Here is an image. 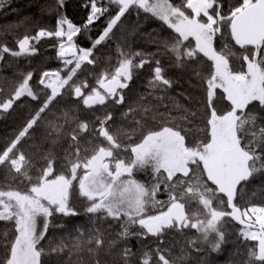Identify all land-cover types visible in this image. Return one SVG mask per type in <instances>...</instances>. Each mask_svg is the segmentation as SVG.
I'll return each mask as SVG.
<instances>
[{
    "label": "snow or ice",
    "instance_id": "1",
    "mask_svg": "<svg viewBox=\"0 0 264 264\" xmlns=\"http://www.w3.org/2000/svg\"><path fill=\"white\" fill-rule=\"evenodd\" d=\"M65 5L54 0V24L26 28L14 47L0 40V72L13 67L0 78V114L36 102L0 142V264H188L193 253L210 264L228 225L244 264H264V0H86L79 25ZM141 17L159 25L154 52L129 41ZM46 40L58 67L6 60L30 63ZM109 42L115 61L101 67ZM169 68L187 78L186 104L170 95L180 78Z\"/></svg>",
    "mask_w": 264,
    "mask_h": 264
},
{
    "label": "trees",
    "instance_id": "2",
    "mask_svg": "<svg viewBox=\"0 0 264 264\" xmlns=\"http://www.w3.org/2000/svg\"><path fill=\"white\" fill-rule=\"evenodd\" d=\"M86 0H66V5L64 7L65 14L76 24H82L87 16V9L83 7V4ZM54 6V0H11L9 3L5 4V8L0 9V40L5 41L9 47H14V39L18 35H22L26 28L30 29V34H34L36 30V26H47L48 21L55 18V14L53 12H49V6ZM48 22V23H47ZM126 23L134 25L136 24L135 15L129 16ZM3 24H6L3 26ZM104 24V18L100 21L96 22L93 26V30L90 35L95 38L99 30ZM19 25L18 28L14 27ZM155 30V31H154ZM160 32V28L157 22L152 20H145L141 17L139 21L138 31L134 35L129 36V41L134 50L139 49L147 52H154L156 50V45L152 43V39L156 36V34ZM162 35H167V33H162ZM78 42L83 43L85 46H88L89 42L84 39V37H79ZM52 41H41V43L37 46L40 48V52L38 55L29 59L18 58L13 59L9 57L12 61L13 66H19L21 69L28 70L31 68L45 69L52 68V63L55 60V49L50 47L49 45ZM96 55L99 57V61L101 67L104 65V61L106 57H113V61H115L116 57V47L114 42H109L107 46H102L97 51ZM170 72L175 76V78H180L179 83L174 86V89L170 91V95L176 96L181 103H187L182 97L178 96L177 93L188 87L187 78L182 76L179 69L173 68L170 69ZM5 77H12L13 75V67H7L4 70ZM149 72L147 66L144 70H142L138 77L135 79L134 83L131 86V91L128 92L127 100L129 103L133 102L138 93L145 91L146 81L148 78ZM66 99V98H65ZM60 100L58 106L60 107L64 100ZM30 105H26V111L30 114L32 108L36 106L35 102L30 101ZM21 103V102H20ZM20 103H17L19 106ZM69 103V102H68ZM68 103H64L67 104ZM16 106L15 109L18 107ZM112 110V109H109ZM121 109H116V116L119 118ZM23 107L18 108V111H14L12 116H6L7 119L0 121V129L1 133L8 134L13 130L14 123H16L18 118H22L24 115ZM26 114V113H25ZM27 117V116H26ZM42 130H38L37 135H40ZM2 138V142H3ZM142 178V177H141ZM77 207H81L77 204ZM82 211V208H81ZM86 221V217L81 215L79 218H69L65 222L71 226L73 223H83ZM4 224L0 222V229H3ZM53 236H58L59 232L53 231ZM229 242L222 246L223 250L220 253H213L210 257V264H230V261L235 260V264H244V261L247 259L245 253L246 249L243 245H239L236 235L228 236ZM170 240L172 238H169ZM133 250H136L139 247V243L135 238H132L129 241ZM238 250L239 254L234 256ZM189 260L188 264H197V258L194 260V257ZM64 259L67 260V256H64Z\"/></svg>",
    "mask_w": 264,
    "mask_h": 264
},
{
    "label": "rangeland",
    "instance_id": "3",
    "mask_svg": "<svg viewBox=\"0 0 264 264\" xmlns=\"http://www.w3.org/2000/svg\"><path fill=\"white\" fill-rule=\"evenodd\" d=\"M11 0H7V3H9ZM4 8H5V6H4ZM3 9V8H2ZM48 22H50V23H48ZM47 23V26L46 27H48V26H51V25H53L54 24V22H55V18L53 17L52 18V20H50V21H48ZM4 25H6V24H3V26ZM6 59H10L9 58V56H7L6 55ZM59 66V62L55 59L54 61H53V63H52V68H56V67H58ZM5 68H6V66L5 67H3V71L2 72H0V78H2V77H5L4 76V70H5ZM35 69H39L37 66H36V68ZM170 69L172 70L173 68H169V70H168V74L170 75V76H172V77H175L171 72H170ZM66 99L64 100V102L62 103V105L60 106V107H66L67 106V104H64V103H68L69 102V100H68V98L67 97H65ZM29 99L28 98H24V100H23V102H17V103H20L19 104V106L15 109V107H14V109L13 110H10V112L9 113H3V114H0V121L1 120H4V118L5 119H7V117L6 116H12L13 114H14V111H18V108H21V107H23V111L26 113H24V115H23V117L22 118H18V120L19 121H17L16 123H14V128H13V130L15 129V131H13V132H10L11 131V129L8 131V134H3V133H1V129H0V142H2V138H3V140H5V139H7V138H9L10 136H12V135H14V133L21 127V125H22V123L24 122V120L28 117V115H29V113L26 111V107H24V106H26V105H30V102L28 101ZM60 103V102H59ZM35 104H36V102H35ZM31 106V105H30ZM57 107H59L58 105H57ZM27 116V117H26ZM143 178V177H142ZM236 227H238V226H236ZM227 229H228V236H232V235H236V231H235V229L233 228V226L232 225H228L227 226ZM190 235H192V234H190ZM169 238H172L173 239V237H169ZM177 239H179V241H180V243L181 244H183L184 243V237H178ZM195 255V253H193V256ZM197 257L195 256L194 257V260L196 259Z\"/></svg>",
    "mask_w": 264,
    "mask_h": 264
}]
</instances>
